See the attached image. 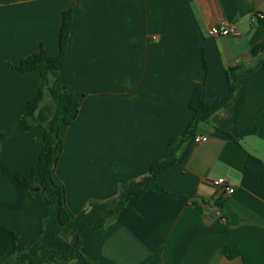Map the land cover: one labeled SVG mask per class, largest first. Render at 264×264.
Returning <instances> with one entry per match:
<instances>
[{
    "label": "crops",
    "instance_id": "obj_1",
    "mask_svg": "<svg viewBox=\"0 0 264 264\" xmlns=\"http://www.w3.org/2000/svg\"><path fill=\"white\" fill-rule=\"evenodd\" d=\"M69 9L58 83L79 94L80 112L71 124L59 123L54 181L72 218L60 224L57 204L49 209L0 165V264L15 258L17 242L32 255L54 248L66 256L83 227L117 209L105 224L83 230V256L68 264H264V24L254 20L264 0H0V156L27 176L43 142L40 131L22 129L21 118L41 76L9 64L41 47L57 55ZM223 22L241 34H208ZM236 68L251 70L233 98L199 124L195 135L208 139L194 135L154 186L127 201L152 182L151 165L193 120L195 88L202 85L209 101L221 99ZM251 125L257 131L245 134ZM227 246L242 255L229 258Z\"/></svg>",
    "mask_w": 264,
    "mask_h": 264
},
{
    "label": "trees",
    "instance_id": "obj_2",
    "mask_svg": "<svg viewBox=\"0 0 264 264\" xmlns=\"http://www.w3.org/2000/svg\"><path fill=\"white\" fill-rule=\"evenodd\" d=\"M73 19L74 9L64 11L59 36L60 49L57 55H51L41 47L38 51L24 57L18 65L9 64L20 72H38L41 76L39 92L29 99L21 118L23 130H38L41 133L43 146L37 164L32 168L31 175L27 176L10 168L0 156L1 167L13 181L28 190L32 196L42 198L49 209L56 204L58 205V220L62 225H67L71 221L72 215L67 208L64 187L54 181L56 166L63 150L59 123L62 120L64 124H71L80 112L79 94L69 90L66 85L58 83L67 57ZM259 21L264 24V17ZM259 67L264 68V60L259 63ZM237 70H240V68L232 69L228 72L229 91L221 99L209 101L203 95L202 85H198L195 88L190 100V107L195 112L193 120L181 135L171 138L165 157L153 162L151 165L152 182L141 189L131 192L127 201L132 200L135 196H140L154 186L157 183V179L178 161L181 151L185 144L196 134L199 124L208 121L216 111L233 98L238 88L239 77L251 69ZM46 93L50 94L51 101L48 104H43ZM256 131V125H251L245 134H254ZM171 194L188 200L187 196ZM215 204L219 207L223 205L221 199H217ZM117 212L118 209L112 211L107 217L83 227L77 234L72 251L66 256H63L59 250L54 248H47L36 255H32L29 248H23L17 242V254L9 264H68L70 261L83 256L81 251L83 230L87 227L105 224L108 217H113ZM47 220L48 215L43 221L44 227ZM11 231L15 235L12 229ZM225 253L229 258L242 255L240 248L232 246H227ZM84 264L103 263L85 259Z\"/></svg>",
    "mask_w": 264,
    "mask_h": 264
},
{
    "label": "built area",
    "instance_id": "obj_3",
    "mask_svg": "<svg viewBox=\"0 0 264 264\" xmlns=\"http://www.w3.org/2000/svg\"><path fill=\"white\" fill-rule=\"evenodd\" d=\"M264 17V11H258L254 15V20L259 21ZM208 34L213 37L217 36H239L241 34L239 28L236 24L229 23H216L209 27ZM195 141L201 142L208 139L207 135H195ZM214 185L221 186L227 193H232L234 191L233 187H230L224 180H215L213 181Z\"/></svg>",
    "mask_w": 264,
    "mask_h": 264
},
{
    "label": "rangeland",
    "instance_id": "obj_4",
    "mask_svg": "<svg viewBox=\"0 0 264 264\" xmlns=\"http://www.w3.org/2000/svg\"><path fill=\"white\" fill-rule=\"evenodd\" d=\"M47 102L50 103L49 101H47ZM47 102H46V103H47Z\"/></svg>",
    "mask_w": 264,
    "mask_h": 264
}]
</instances>
